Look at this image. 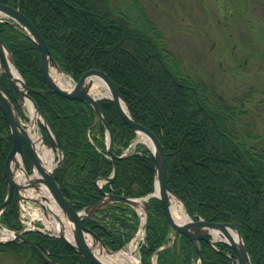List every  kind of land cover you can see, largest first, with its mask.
<instances>
[{"label": "trees", "instance_id": "trees-1", "mask_svg": "<svg viewBox=\"0 0 264 264\" xmlns=\"http://www.w3.org/2000/svg\"><path fill=\"white\" fill-rule=\"evenodd\" d=\"M18 7L40 30L60 68L75 79L87 70H104L117 85L132 117L158 136L168 160V183L193 217L231 222L242 232L252 264H264V132L254 120L246 97H226L214 85L193 74L169 46L163 29L149 10L147 0H0ZM0 37L47 120L59 147L63 165L54 176L68 201L76 208L94 204L103 192L138 197L154 190L156 162L151 149L137 143L134 151L122 150L137 133L119 116L114 102L100 100L113 135L117 173L102 188L99 178L114 169L108 155L106 128L93 106L49 89L40 69L41 49L30 34L12 19L0 21ZM0 86L25 118L24 108L7 76L1 71ZM44 138L51 136L43 126ZM10 126L0 109V204L8 192L5 160L12 148ZM24 163L31 170L25 151ZM141 262L196 264L193 241L172 233L162 201L149 199ZM11 229H20L18 201L14 196L0 216ZM117 250L134 236L140 223L129 204L111 202L83 220ZM30 237L48 256L61 264H92L64 239L38 231ZM217 248L200 241L204 264H236L226 242ZM0 252L29 257L35 264H48L27 243H0ZM229 252L231 255H228Z\"/></svg>", "mask_w": 264, "mask_h": 264}, {"label": "water", "instance_id": "water-1", "mask_svg": "<svg viewBox=\"0 0 264 264\" xmlns=\"http://www.w3.org/2000/svg\"><path fill=\"white\" fill-rule=\"evenodd\" d=\"M1 17H8L15 20L22 27H24L32 36V38L37 42L38 46L41 49L40 69L49 89L63 96L88 102L94 107L96 118L100 119L107 129L108 151L111 154V158L113 160L115 159L116 154L112 149V143H113L112 130L106 118L104 117L99 100L101 98L106 97L114 101L117 112L120 115V117L123 119V121L126 122L128 125H130V127L133 128L138 133L140 132L146 135L153 144L151 150L154 154L155 162H156V168H155L156 179H155L154 191L147 194L145 197L134 198V197L126 196L124 194H118L113 192L108 193L102 190L103 198L100 201L85 206L80 210H76L75 207L68 201V199L64 195L60 187V183L56 180L53 174V169L48 170L44 166H42L39 155L26 130V127L22 124L20 115L18 114L10 98L0 87V109L3 111L4 115L6 116V119L11 129L12 139H13L12 148L5 160V175L8 181V192L5 200L0 204V214L11 203L14 193H17L19 199L22 198L32 199L36 202H39L46 209L47 207L46 201L49 200L48 196L42 195L40 196L39 199L36 197H28L21 193L22 190L29 189L32 187L35 188L38 191V193H40L41 189L45 187L46 189H48L50 195L53 197L54 201L58 204L59 208L68 219V222L73 230V241L68 239L63 232L57 233L56 236H59L60 238L64 239L68 244L74 247L85 259H87L92 264H105L96 256L90 244L88 243L87 240L88 235H91L95 242H99L103 247H105L109 251L110 249L107 247L104 240H102L96 234V232H94L91 228L83 224V220L92 217L93 214L96 212V210H98L103 206H106L108 203L113 201H119L130 204L133 207H138L142 205L145 212V218H144V227H145L148 210H149V198L151 196H156L163 203L164 211L166 213L169 224L173 229L174 233L175 234L181 233L183 235H186L193 241L196 247L197 254L200 257L201 264H204V256L200 250L199 241L204 240L214 245V242L216 241V239H214V233H216L217 231H220L222 235L226 237V238H221L219 240L227 242L232 247L236 255L235 262L237 264H252L245 238L242 232L239 230V228L233 223L208 221L202 217H198V219L196 220L190 217V219L186 222H178L173 218L170 210V198H171L170 195L172 194L176 195V193L168 184V176H167L168 160L166 153L164 151L163 144L158 138V136L149 127L145 126L140 122H137L132 117L128 109V106L125 103L117 85L114 83V81L106 71L97 68L89 69L81 75L74 88L67 89L63 87L62 85L58 84L52 76V68L55 67L59 71H61V68L57 63L56 59L54 58V56L52 55L47 40L40 32V30L36 27V25L19 8L5 4L3 2H0V21H1ZM5 51L8 52L9 58L14 64V67L19 74L18 79L14 78L6 63V59L4 56ZM0 56L3 61V71L8 77L10 84L14 88L15 92L18 94L21 101L24 102L26 98L30 99L33 103L36 112L41 116L42 120L40 123V130L42 131L41 124H43L49 131L52 137V145L58 153L57 162L62 165L64 153L62 149L58 146V143L55 140L53 133L51 132L48 122L42 115L36 101L29 93L30 90L39 93H45V90L33 89L26 84L24 78L17 69V66L14 62L13 56L8 46L1 37H0ZM97 77H101L106 82L110 95L95 96L94 94L91 93V88L94 86ZM122 101L125 103L127 109H124V107L122 106ZM49 146L52 147L50 144ZM25 150L29 153L31 157L33 172L35 171L36 168L39 174H37L36 177L34 178H30V180L28 181L19 182L15 177L13 164L15 163L17 164L18 155H20L22 159L24 158ZM116 173H117V167L114 162V171L107 178V180L112 182ZM27 175L30 176L29 173H27ZM232 231L236 232L237 239H235L232 236L231 234ZM13 240H21L22 242L29 244L43 258V260L46 263L61 264L52 260L44 250H42L31 238L26 236V234L23 232L13 231L11 237L0 239V243L13 241ZM140 264L142 263L140 262Z\"/></svg>", "mask_w": 264, "mask_h": 264}, {"label": "rangeland", "instance_id": "rangeland-1", "mask_svg": "<svg viewBox=\"0 0 264 264\" xmlns=\"http://www.w3.org/2000/svg\"><path fill=\"white\" fill-rule=\"evenodd\" d=\"M147 5L169 46L193 74L229 99L248 94L246 106L253 109L257 128L264 132V0H248L249 22L225 18L229 11L241 15L240 0H147ZM64 76V85L71 86L69 75ZM24 111L22 120L27 123L30 116L25 105ZM137 240L132 242L140 259ZM0 264L35 263L29 257L0 252Z\"/></svg>", "mask_w": 264, "mask_h": 264}, {"label": "bare ground", "instance_id": "bare-ground-1", "mask_svg": "<svg viewBox=\"0 0 264 264\" xmlns=\"http://www.w3.org/2000/svg\"><path fill=\"white\" fill-rule=\"evenodd\" d=\"M4 56L12 75L14 76V78L18 79L19 74L16 71L14 64L10 60L7 51L4 52ZM52 76L58 84L65 86L63 80L66 78L63 72L59 71L57 68L54 67L52 68ZM91 93L98 95H110L106 82L101 77L96 78V82L94 83V86L91 88ZM24 103L28 109L30 116V120L25 124L26 130L39 155L42 166H44L48 170H51L56 164V154L51 147L45 144V142L43 141L42 134L38 130L40 127L41 116L36 112L33 103L30 99L26 98ZM122 106L124 107V109H127L123 101H122ZM140 135H141V140H143L144 142L148 143L151 147H153V144L146 135L142 133ZM37 174L39 173L35 168L34 174L28 176L25 171L22 158L20 157V155L17 156V171L15 177L19 182L30 180V178L36 177ZM42 195H46L49 197V200L46 201L47 208L49 210H52L54 214V218H53L54 226L57 228L58 232H63L68 239L73 241V230L68 222V219L61 211L58 204L54 201L48 189H46L45 187H43L41 189V192L39 193V196ZM170 197H171L170 210L173 218L178 222L188 221L190 218L186 210L184 209L182 201L176 195L172 194L170 195ZM231 234L235 239H237V235L235 231H232ZM221 238H226V237H224L220 231L214 233V239H221ZM87 240L91 248L93 249L94 253L96 254V256L105 264H140L139 258L134 254V249H135L134 244H131L128 248H122L118 251L111 252L105 247H103L99 242H95L91 235H88Z\"/></svg>", "mask_w": 264, "mask_h": 264}, {"label": "flooded vegetation", "instance_id": "flooded-vegetation-1", "mask_svg": "<svg viewBox=\"0 0 264 264\" xmlns=\"http://www.w3.org/2000/svg\"><path fill=\"white\" fill-rule=\"evenodd\" d=\"M240 6H242L241 8V15L238 13H234L232 11H229L228 14L225 13V18L231 17V18H235L234 21L236 20H241V22H249L252 20L251 16L249 15L250 12V8L248 5V0H240ZM247 13V15H246ZM224 26H227V22H224ZM247 61V59H246ZM102 108V107H101Z\"/></svg>", "mask_w": 264, "mask_h": 264}]
</instances>
